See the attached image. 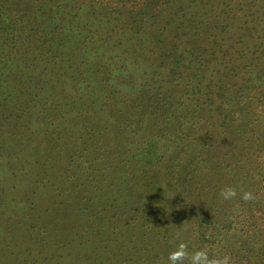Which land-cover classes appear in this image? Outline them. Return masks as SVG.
Wrapping results in <instances>:
<instances>
[{"label": "trees", "instance_id": "trees-1", "mask_svg": "<svg viewBox=\"0 0 264 264\" xmlns=\"http://www.w3.org/2000/svg\"><path fill=\"white\" fill-rule=\"evenodd\" d=\"M101 67L114 89L110 107L123 116L137 87L153 105L172 100L166 123L184 126L201 111L216 144L210 167L233 170L228 186L239 198L247 190L257 197L240 198L235 214L214 208L222 223L232 219L210 251L234 264H264V0H0V86L14 80L28 95L19 106L26 112L31 104L48 112L50 101L61 115H46V124L85 116L87 126L91 111L109 123V89L94 84ZM227 87L230 102L222 98ZM150 121L130 129L133 146L150 143ZM169 151L156 150L160 160Z\"/></svg>", "mask_w": 264, "mask_h": 264}, {"label": "rangeland", "instance_id": "rangeland-1", "mask_svg": "<svg viewBox=\"0 0 264 264\" xmlns=\"http://www.w3.org/2000/svg\"><path fill=\"white\" fill-rule=\"evenodd\" d=\"M101 68L94 84L109 89L113 101L108 69ZM8 83L0 86V264H169L180 242L190 253L214 254L210 249L232 218L222 223L211 212L235 214L240 198L220 196L233 170L210 167L216 144L201 111L193 110L184 126L166 123L172 100L153 105L148 94L138 96L147 89L137 87L125 116L109 102V123L91 111L87 126L85 116L52 125L43 117H59L56 105L46 102L44 112L31 104L26 112L19 106L27 93ZM232 97L225 88L224 101ZM99 108L108 114L105 105ZM132 118L130 126L125 120ZM149 121L150 143L133 146L130 129ZM163 146L170 151L160 160L156 150Z\"/></svg>", "mask_w": 264, "mask_h": 264}, {"label": "clouds", "instance_id": "clouds-1", "mask_svg": "<svg viewBox=\"0 0 264 264\" xmlns=\"http://www.w3.org/2000/svg\"><path fill=\"white\" fill-rule=\"evenodd\" d=\"M237 195L236 188L232 186L225 187L220 192L221 198L226 201L236 198ZM240 198L247 202L255 200L257 197L251 190H247L240 193ZM168 261L169 264H185V261L187 264H234L231 256L210 255L207 248L190 253L185 242H180L177 245L176 249L169 254Z\"/></svg>", "mask_w": 264, "mask_h": 264}]
</instances>
